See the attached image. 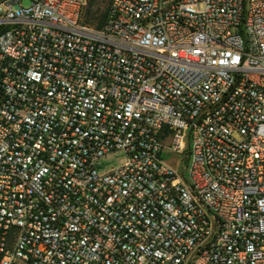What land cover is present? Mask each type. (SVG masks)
Returning <instances> with one entry per match:
<instances>
[{
  "label": "built area",
  "instance_id": "2783aa9c",
  "mask_svg": "<svg viewBox=\"0 0 264 264\" xmlns=\"http://www.w3.org/2000/svg\"><path fill=\"white\" fill-rule=\"evenodd\" d=\"M87 1L0 0V264H264V0Z\"/></svg>",
  "mask_w": 264,
  "mask_h": 264
},
{
  "label": "rangeland",
  "instance_id": "374dc122",
  "mask_svg": "<svg viewBox=\"0 0 264 264\" xmlns=\"http://www.w3.org/2000/svg\"><path fill=\"white\" fill-rule=\"evenodd\" d=\"M111 0H88L85 8L84 21L88 22L92 27H97L101 19L105 16ZM28 4V1H25ZM125 162L123 154L108 160L106 166L108 169L117 168Z\"/></svg>",
  "mask_w": 264,
  "mask_h": 264
},
{
  "label": "trees",
  "instance_id": "16d2710c",
  "mask_svg": "<svg viewBox=\"0 0 264 264\" xmlns=\"http://www.w3.org/2000/svg\"><path fill=\"white\" fill-rule=\"evenodd\" d=\"M105 17V16H104ZM104 17L101 19V21L99 22V27H101L102 25H103V22H104ZM86 23H88V22H86ZM89 24V23H88Z\"/></svg>",
  "mask_w": 264,
  "mask_h": 264
}]
</instances>
